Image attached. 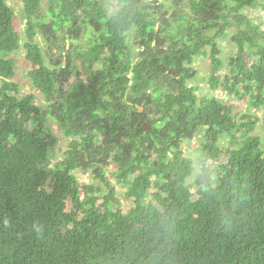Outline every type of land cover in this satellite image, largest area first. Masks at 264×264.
I'll return each mask as SVG.
<instances>
[{
    "label": "trees",
    "instance_id": "obj_1",
    "mask_svg": "<svg viewBox=\"0 0 264 264\" xmlns=\"http://www.w3.org/2000/svg\"><path fill=\"white\" fill-rule=\"evenodd\" d=\"M16 1L21 36L0 0V264H264V119L255 133L259 117L199 95L190 66L208 53L211 89L264 107V28L244 12L264 0H132L125 31L105 0ZM194 136L222 159L211 193L183 185Z\"/></svg>",
    "mask_w": 264,
    "mask_h": 264
},
{
    "label": "rangeland",
    "instance_id": "obj_2",
    "mask_svg": "<svg viewBox=\"0 0 264 264\" xmlns=\"http://www.w3.org/2000/svg\"><path fill=\"white\" fill-rule=\"evenodd\" d=\"M16 2H17L16 0H9V4H11L14 10L18 11L15 14L14 21H15V28L18 31H20V36H21L23 33L21 31L24 28V20L22 19L19 6H17L19 2L17 3ZM244 12L249 18L252 19V23L258 24L261 28H264V11L263 10L255 8V9H248L247 11H244ZM234 31H236V27L228 28V32L226 33L224 38L219 40L220 58L222 59L223 62L227 61L228 57H230L235 51L234 43L230 40V35H229V33H232ZM22 40L23 38L20 39V41ZM41 45L46 46V43L45 44L41 43ZM206 50H208V47H206ZM21 55L22 53L20 50L15 53L17 72L15 73L13 79L15 82L19 84V86L21 87V90H24V91L31 90L30 83L28 82V79L26 78L27 65L24 63V60L21 57ZM190 66L196 70V75L193 80L194 82L193 81L192 82L198 86L199 95L211 94L223 102L233 103L234 106L236 107V111H239V113L248 111L256 115L257 117H259V120L253 132L261 133L260 123L264 119V107L256 109L254 107H251L244 99H239L237 97L229 95L225 90H222L219 88L218 89L210 88L207 82V76H208V72L210 69V60L208 57V53L201 55V56H195ZM34 93L37 95V98L39 100H43V96H41V94L38 91L34 90ZM51 128H52V131L57 136V142L55 144V147L50 152L51 161L55 162L63 155L64 151L66 150L67 138L62 134V132L59 130L55 122H51ZM199 142H200V137H197V136H194L190 140H186L185 141V144L187 146V150H185L186 155L190 151L194 149H198ZM221 160L222 159L219 158L218 160H215V162L217 163V161H221ZM75 172L80 182H86L87 180H89L88 172H82L78 170Z\"/></svg>",
    "mask_w": 264,
    "mask_h": 264
},
{
    "label": "clouds",
    "instance_id": "obj_3",
    "mask_svg": "<svg viewBox=\"0 0 264 264\" xmlns=\"http://www.w3.org/2000/svg\"><path fill=\"white\" fill-rule=\"evenodd\" d=\"M102 7L105 17L117 31H125L131 27L132 17L135 15L132 0H124L123 3L118 0H105ZM186 159L188 170L183 178L185 189L190 192H214L220 184V171L215 161L198 149L190 151ZM32 227L37 233L43 229V225L38 222H33Z\"/></svg>",
    "mask_w": 264,
    "mask_h": 264
}]
</instances>
